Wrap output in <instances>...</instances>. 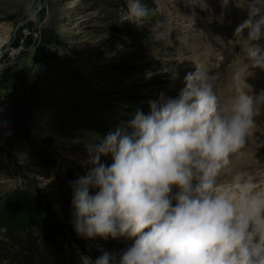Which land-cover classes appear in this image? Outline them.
<instances>
[{"label": "rangeland", "instance_id": "rangeland-1", "mask_svg": "<svg viewBox=\"0 0 264 264\" xmlns=\"http://www.w3.org/2000/svg\"><path fill=\"white\" fill-rule=\"evenodd\" d=\"M175 1L178 8L143 0L153 12L137 28L121 23L125 0H41L34 21L25 16V0H0V94H9L15 106L14 133L1 141V242L47 219L65 236L63 248L76 261L80 253L93 259L102 251L119 253L131 242L79 237L71 223L69 182L90 168V142L130 120L137 109L147 113L148 101L161 93L175 97L189 72L178 55L189 58L193 42L202 47L211 40L210 27L198 21L206 17L204 10L195 15L197 38L183 41L168 30L173 23L168 18L179 9L187 13L184 2ZM248 5L249 0H226L218 8L235 15V25H228L234 28H210L226 54H217L211 64L230 80L248 71L240 63L247 30L235 33L248 18ZM101 161L110 164L111 158Z\"/></svg>", "mask_w": 264, "mask_h": 264}, {"label": "clouds", "instance_id": "clouds-1", "mask_svg": "<svg viewBox=\"0 0 264 264\" xmlns=\"http://www.w3.org/2000/svg\"><path fill=\"white\" fill-rule=\"evenodd\" d=\"M125 4L121 23L137 28L153 12L143 0ZM42 7L25 0V16L36 20ZM247 9L235 33L247 30L245 56L264 70V0H249ZM215 80L195 69L175 97L161 93L147 113L137 109L87 145L90 168L69 182L73 230L131 243L95 259L80 253L77 264H264V190L239 172L223 188L216 180L252 133L253 96L244 79L227 95ZM256 100L264 102V90Z\"/></svg>", "mask_w": 264, "mask_h": 264}, {"label": "bare ground", "instance_id": "bare-ground-1", "mask_svg": "<svg viewBox=\"0 0 264 264\" xmlns=\"http://www.w3.org/2000/svg\"><path fill=\"white\" fill-rule=\"evenodd\" d=\"M158 2L165 4L170 7H177V3L175 0H157ZM184 2V10H177L176 17L168 18L170 22L168 23V30L176 31L179 33V37L184 41L185 37H195L197 38L198 32L195 29V15H197L200 11L204 10V14L206 17L198 16V21L204 26H213L215 29L225 30L227 28H231L228 25L232 22L235 25V15L233 13L231 16H224L223 11L219 10L218 6H222L226 0H181ZM199 1V3H197ZM214 7H213V5ZM212 5L210 7V5ZM197 5H201V8H198ZM180 6V5H179ZM218 8V9H217ZM199 10V11H198ZM221 12L223 13L221 16ZM226 14V13H225ZM226 14V15H230ZM225 23L227 25H225ZM178 26V30H176ZM202 25V26H203ZM209 28V37L210 41H208L202 47L193 42L191 44L190 51H193L189 58L178 55L180 62L185 64V67L189 65V72H193L197 68H203L210 75H214L216 77L215 86L220 95H227L230 90V86L234 83H240L245 78V83L250 86L249 95L253 96L254 101V128L252 133L246 139L245 146L237 153L231 154L228 158V162L222 167L218 176L216 177L218 188H223L226 185L231 184L233 177L236 173H242L246 177L251 176L253 178L254 183L257 185L258 190H264V102H258L256 100V95L259 94L260 91L264 90V70L259 69L258 67H254L251 61L245 56L243 51L242 53V64L241 67L244 71L248 70L247 73L242 74V78H234V80L227 79L224 73L220 72L217 69H214L212 66V59L218 53L220 49V42H217V34L215 30ZM178 37V38H179ZM208 39V37H207ZM180 41V40H179ZM192 41V40H191ZM181 43V47H182ZM186 48V47H185ZM189 49V47L187 48ZM178 53V52H177ZM182 56V57H181ZM197 59L202 63L201 66L193 65V60ZM214 63V62H213ZM188 70V69H187ZM241 75V74H240ZM241 86L243 84L241 83ZM131 243V242H130ZM127 244V246L130 245Z\"/></svg>", "mask_w": 264, "mask_h": 264}, {"label": "trees", "instance_id": "trees-1", "mask_svg": "<svg viewBox=\"0 0 264 264\" xmlns=\"http://www.w3.org/2000/svg\"><path fill=\"white\" fill-rule=\"evenodd\" d=\"M69 238L82 248L73 234L70 233ZM5 240L0 241V264H77L76 257L63 248L67 243L65 236L49 219L34 230L6 234Z\"/></svg>", "mask_w": 264, "mask_h": 264}, {"label": "built area", "instance_id": "built-area-1", "mask_svg": "<svg viewBox=\"0 0 264 264\" xmlns=\"http://www.w3.org/2000/svg\"><path fill=\"white\" fill-rule=\"evenodd\" d=\"M14 107V102L9 94H0V122L5 120L8 122V127L6 129H0V152L2 151L1 141L7 136L5 133H14V120L12 116Z\"/></svg>", "mask_w": 264, "mask_h": 264}]
</instances>
